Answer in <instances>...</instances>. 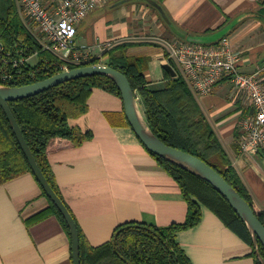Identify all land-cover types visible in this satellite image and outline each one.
<instances>
[{"label":"crops","instance_id":"1","mask_svg":"<svg viewBox=\"0 0 264 264\" xmlns=\"http://www.w3.org/2000/svg\"><path fill=\"white\" fill-rule=\"evenodd\" d=\"M170 24L185 34L179 36L183 40L228 36L244 73L264 66V0H107L80 21L75 40L103 61L105 51L127 44L128 56L145 59L148 86L160 89L168 78L185 79L168 56V43L178 37ZM195 96L253 200L264 209V146L249 154L239 149L240 122L252 112L248 97L229 79ZM139 105L142 110L140 100ZM70 124L91 131L92 137L47 157L88 244L105 243L127 221L166 226L185 220L188 206L178 183L138 139L118 96L95 90L87 112ZM48 206L31 173L0 185V264H73L69 237L55 215L30 222ZM176 239L192 264H255L253 247L203 205L200 222L178 231Z\"/></svg>","mask_w":264,"mask_h":264},{"label":"trees","instance_id":"2","mask_svg":"<svg viewBox=\"0 0 264 264\" xmlns=\"http://www.w3.org/2000/svg\"><path fill=\"white\" fill-rule=\"evenodd\" d=\"M159 6L164 12L162 6ZM0 42L6 51L35 57L34 63L29 61L19 67L10 85L32 83L59 72L57 57L42 46L39 38L26 25L15 0L9 2L5 13H2L0 0ZM126 46L127 44H122L105 51L103 62L127 76L138 94L143 115L154 134L166 144L187 151L215 168L249 203L264 225V209L253 200L186 79L168 78L160 89L149 87L143 73L145 59L128 56L125 53ZM100 60L101 56L93 57L87 64L98 63ZM78 66L81 65H71L70 68ZM95 90L114 94L121 99L120 91L110 77L94 74L62 82L25 98L8 101L38 166L74 220L73 213L61 195L47 155L66 146H78L92 137L91 131L81 130L70 124V120L87 112ZM149 153L178 183L188 206L185 220L166 226L127 221L117 225L110 240L98 246H91L86 242L75 220L80 235L81 264H192L176 235L178 231L200 222L202 205L253 247L246 224L226 197L209 181L151 151ZM24 173H31L36 179L0 105V185ZM36 181L39 184L37 179ZM39 186L46 196L40 184ZM48 200L49 206L33 216L30 222L55 215L69 237L72 250L69 227L58 208L49 198ZM259 250L264 256V248L260 242ZM251 254L255 258V264H261L254 247Z\"/></svg>","mask_w":264,"mask_h":264},{"label":"built area","instance_id":"3","mask_svg":"<svg viewBox=\"0 0 264 264\" xmlns=\"http://www.w3.org/2000/svg\"><path fill=\"white\" fill-rule=\"evenodd\" d=\"M107 0H16L23 19L35 24L42 46L57 57L60 71L71 65H86L94 57L89 46L76 43L77 25ZM168 56L180 66L184 78L198 94H207L222 79L249 99L252 112L241 122L239 149L249 154L264 146V66L250 73L239 69V53L232 50L228 36L203 44L175 38L168 43ZM30 61L22 53L6 51L0 42V83L10 85L19 67ZM99 64H103L101 59ZM96 64V63H94Z\"/></svg>","mask_w":264,"mask_h":264},{"label":"water","instance_id":"4","mask_svg":"<svg viewBox=\"0 0 264 264\" xmlns=\"http://www.w3.org/2000/svg\"><path fill=\"white\" fill-rule=\"evenodd\" d=\"M170 26L178 36L185 38V34L178 31L172 24H170ZM223 35V33H217L211 37L187 36L186 39L192 42L209 43L219 39ZM94 74L106 75L115 82L121 94L127 122L146 149L209 181L217 191L226 197L231 207L246 224L252 238L256 256L260 263L264 264V256L259 250V242L264 248V225L254 213L249 203L210 164L187 151L166 144L156 136L143 115L139 105L137 92L132 88L127 76L110 65L99 63L70 68L53 74L45 79L24 85L15 86L0 83V105L10 123V126L16 135L36 179L44 190L46 196L58 208L69 227L73 264H81L79 251L80 235L75 220L63 200L51 187L38 166L24 138L21 128L9 107L8 101L25 98L56 86L62 82Z\"/></svg>","mask_w":264,"mask_h":264},{"label":"rangeland","instance_id":"5","mask_svg":"<svg viewBox=\"0 0 264 264\" xmlns=\"http://www.w3.org/2000/svg\"><path fill=\"white\" fill-rule=\"evenodd\" d=\"M11 0H1V3H2V13H5V11H6V6L9 4V2H10ZM16 1V0H15ZM18 8V7H17ZM18 11H19V9H18ZM19 14H20V16H21V13L19 12ZM21 18H22V16H21ZM23 19V18H22ZM24 20V22L26 23V25L32 30V32L40 39V37H41V34H40V32H38V30H37V27L35 26V24L34 23H32L31 21H29V20H27V19H23ZM30 61L32 62V63H34L35 62V57H31L30 58ZM103 64H104V62H103ZM138 95V94H137Z\"/></svg>","mask_w":264,"mask_h":264}]
</instances>
